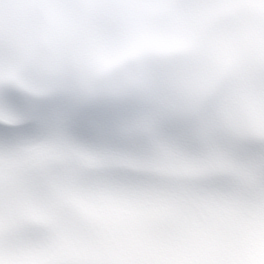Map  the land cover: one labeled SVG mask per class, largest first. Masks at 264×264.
Instances as JSON below:
<instances>
[{
  "label": "snow or ice",
  "instance_id": "snow-or-ice-1",
  "mask_svg": "<svg viewBox=\"0 0 264 264\" xmlns=\"http://www.w3.org/2000/svg\"><path fill=\"white\" fill-rule=\"evenodd\" d=\"M0 264H264V0H0Z\"/></svg>",
  "mask_w": 264,
  "mask_h": 264
}]
</instances>
